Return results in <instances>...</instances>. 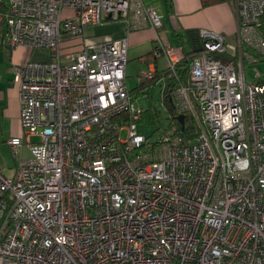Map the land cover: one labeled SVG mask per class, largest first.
<instances>
[{
  "label": "built area",
  "instance_id": "1",
  "mask_svg": "<svg viewBox=\"0 0 264 264\" xmlns=\"http://www.w3.org/2000/svg\"><path fill=\"white\" fill-rule=\"evenodd\" d=\"M231 2L233 42L201 30L189 85L173 89L202 123L195 139L166 131L144 150L126 38L82 35L104 21L158 34L162 13L143 0H0V41L48 50L13 69L25 142L7 143L31 155L13 175L0 167V264H264V83L243 71L264 59V0ZM156 37L153 57L174 72L181 47Z\"/></svg>",
  "mask_w": 264,
  "mask_h": 264
},
{
  "label": "crops",
  "instance_id": "2",
  "mask_svg": "<svg viewBox=\"0 0 264 264\" xmlns=\"http://www.w3.org/2000/svg\"><path fill=\"white\" fill-rule=\"evenodd\" d=\"M143 2L151 5L163 15L162 26L158 29V34L150 27L129 30L122 21H104L88 26L85 31L83 30L82 35L87 42L107 38H126L125 83L129 74L128 65L131 64L128 61L132 59L141 61L145 64L146 70L153 71L152 80L137 79L136 82L130 83V86L126 83L138 104L140 94L148 99L150 88H167L170 81L164 70L167 67L166 57L159 56L155 60L144 57L157 45V35L170 43L177 44L182 52L197 51L201 48V30L220 32L228 41L234 38L237 25L233 4L227 0L209 5H202L200 0H143ZM42 49L44 50V48L30 49L22 45L9 48L0 41V167L7 175H13L20 161L31 155L25 143L15 153L11 151L7 143L11 137H20L25 142L20 123V103L17 83L13 80V69L16 64H21L28 59H46L47 57H42L40 54ZM46 55H48V50ZM142 82L144 84L140 85ZM132 88L136 90L147 88V90L136 94V90H131ZM148 105L152 106L147 100L146 106ZM140 107L145 108L141 105Z\"/></svg>",
  "mask_w": 264,
  "mask_h": 264
},
{
  "label": "trees",
  "instance_id": "3",
  "mask_svg": "<svg viewBox=\"0 0 264 264\" xmlns=\"http://www.w3.org/2000/svg\"><path fill=\"white\" fill-rule=\"evenodd\" d=\"M223 0H200L202 5H209L212 3H217ZM230 1L231 0H227ZM259 31L261 35L264 37V12L259 16ZM77 39V38H76ZM79 40V37L78 39ZM79 46V45H78ZM156 47V46H155ZM153 47L151 50H149L145 54V59L155 60L156 57H153L154 50L156 49ZM202 50L197 51H184L182 57L175 63L174 72L167 66L164 70L166 71L165 74H168L169 83L167 88L161 89V101L166 103L167 110L171 114L172 121L170 122L171 127L168 128L170 131V135H176L178 136L182 142H191L195 139L198 131L200 130L202 123L199 118H197L196 114H192L189 111H182L179 108H177L174 104L173 100V89L180 84L182 85H189V68L191 60L194 56H196L198 53H200ZM154 76V75H153ZM149 77L147 79H153L154 77ZM146 78H144L142 81H144ZM259 82L264 83V77L258 78ZM144 84V82L140 83V85ZM131 90H136V88H132ZM147 90V88H138L136 90V94ZM155 109L153 106H146L145 108H142V114L141 117H144V115L148 114L149 117H153L155 115ZM139 119V120H140ZM138 120V121H139ZM166 132V131H164ZM163 133V132H162ZM147 143H150L151 146H147L146 149L151 148L152 150L154 146L156 145V141L152 140L150 137L147 136Z\"/></svg>",
  "mask_w": 264,
  "mask_h": 264
},
{
  "label": "rangeland",
  "instance_id": "4",
  "mask_svg": "<svg viewBox=\"0 0 264 264\" xmlns=\"http://www.w3.org/2000/svg\"><path fill=\"white\" fill-rule=\"evenodd\" d=\"M91 26V25H89ZM88 26L84 27V31ZM234 38L228 40L229 43H232ZM43 50V49H42ZM181 53H183L181 51ZM42 57H47L46 48L40 53ZM163 57V56H162ZM162 60V59H161ZM128 70L129 74L127 76V85L130 86V83L136 82L139 77L140 71H146V66L141 61H137V59H132L128 61ZM243 71L246 80L257 81L258 78L264 77V59L255 61V62H247L245 61L243 64ZM259 73V77L255 76V72ZM160 88H150L149 89V97L145 98L142 94L138 97V102L142 107H146L147 100L150 101V104L155 108V115L151 118L148 114L144 115L137 122V129L140 133L150 137L152 140L156 139L162 132L169 131L168 128L171 127L170 122L172 121L171 114L167 110L166 103L160 101ZM126 136L125 131L120 132V137L124 139Z\"/></svg>",
  "mask_w": 264,
  "mask_h": 264
}]
</instances>
